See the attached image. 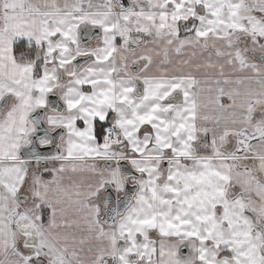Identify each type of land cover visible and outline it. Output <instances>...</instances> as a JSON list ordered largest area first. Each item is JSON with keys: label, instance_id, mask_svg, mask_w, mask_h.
Returning <instances> with one entry per match:
<instances>
[{"label": "snow or ice", "instance_id": "obj_1", "mask_svg": "<svg viewBox=\"0 0 264 264\" xmlns=\"http://www.w3.org/2000/svg\"><path fill=\"white\" fill-rule=\"evenodd\" d=\"M0 264H264V0H0Z\"/></svg>", "mask_w": 264, "mask_h": 264}]
</instances>
